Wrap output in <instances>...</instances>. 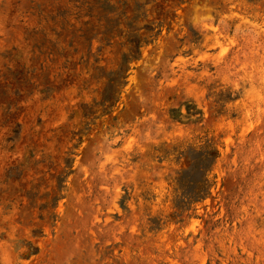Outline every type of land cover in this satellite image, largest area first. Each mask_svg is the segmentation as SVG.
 <instances>
[{
    "label": "rangeland",
    "instance_id": "rangeland-1",
    "mask_svg": "<svg viewBox=\"0 0 264 264\" xmlns=\"http://www.w3.org/2000/svg\"><path fill=\"white\" fill-rule=\"evenodd\" d=\"M43 1L0 0V264H264V0H111L91 54Z\"/></svg>",
    "mask_w": 264,
    "mask_h": 264
},
{
    "label": "trees",
    "instance_id": "trees-1",
    "mask_svg": "<svg viewBox=\"0 0 264 264\" xmlns=\"http://www.w3.org/2000/svg\"><path fill=\"white\" fill-rule=\"evenodd\" d=\"M98 11L101 14L102 20L95 23L92 13ZM41 23H44V37L47 43L53 48L60 47V38L65 36L66 40L70 41V44H74V40H85L90 45L89 54L93 50V41L102 35L103 41L107 35L113 34L115 31L123 34L125 31L122 29V25L125 20L127 22L130 18L112 4L111 0H44L41 5ZM130 22V21H129ZM132 29V27H130ZM98 29V32H95ZM52 32L57 38H52ZM138 52L141 51V43H135ZM57 50V49H56ZM134 50L130 49L129 54L123 57V62L119 69V81L120 86H125L126 81L123 79L125 76V67L129 66L132 60H139L132 55ZM118 84V83H116ZM103 103L110 105L113 103L111 97H104ZM189 114H191L189 110ZM183 146H177L174 148L180 157L187 155V150H191L197 155L194 159L193 168H196L201 173V178L198 181L199 196L198 200H205L210 196V181L209 175L213 171L215 163L218 158V153L215 149L213 140L206 139L203 144L197 150L196 147L188 146L185 150ZM194 202V201H193ZM193 202L191 204H193Z\"/></svg>",
    "mask_w": 264,
    "mask_h": 264
}]
</instances>
